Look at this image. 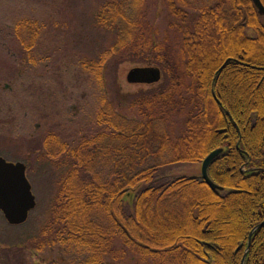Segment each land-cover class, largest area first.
<instances>
[{"label": "trees", "instance_id": "1", "mask_svg": "<svg viewBox=\"0 0 264 264\" xmlns=\"http://www.w3.org/2000/svg\"><path fill=\"white\" fill-rule=\"evenodd\" d=\"M162 1L176 24L161 41L144 21L150 0L100 4L96 24L114 42L82 67L98 73L114 54L135 56L162 79L114 107L103 98L94 131L73 143L50 136L45 146L68 169L41 246H56L67 264H104L115 252L152 264H240L249 233L262 224L244 264H264V25L250 0ZM31 24L19 20L11 32L25 50L37 39ZM175 119L182 127L168 133ZM216 149L223 153L207 173L223 191L200 176L170 174Z\"/></svg>", "mask_w": 264, "mask_h": 264}, {"label": "rangeland", "instance_id": "2", "mask_svg": "<svg viewBox=\"0 0 264 264\" xmlns=\"http://www.w3.org/2000/svg\"><path fill=\"white\" fill-rule=\"evenodd\" d=\"M196 1L200 5L201 0ZM101 2L0 0V156L7 162L28 165L26 178L36 201L22 225L7 224L0 214V264H67L56 246H41L47 242L44 229L51 225V209L68 169L62 168L55 147H42L44 140L56 135L62 143H73L94 131L91 123L103 98L114 107L117 100L130 99L160 84L126 81L132 69L156 67L140 64L135 56L114 54L98 73L82 67V63L97 62L114 42L115 35L96 24ZM145 17L156 32V41H161L167 28L176 24L162 0L147 2ZM23 19L32 22V39L37 37L36 41H27L29 50L11 34L15 22ZM259 19L264 25V14ZM245 35L255 37L250 30ZM259 94L264 99V90ZM121 113L132 116L127 109ZM169 123L174 126L166 127L167 132L178 134L182 120ZM199 168L200 164L173 165L169 171L172 176L193 177L199 176ZM235 226L238 224L225 225L223 230ZM120 246L117 242L116 251ZM104 264L152 263L139 262L130 253L115 252V258L105 257Z\"/></svg>", "mask_w": 264, "mask_h": 264}, {"label": "water", "instance_id": "3", "mask_svg": "<svg viewBox=\"0 0 264 264\" xmlns=\"http://www.w3.org/2000/svg\"><path fill=\"white\" fill-rule=\"evenodd\" d=\"M259 15L264 14V8L260 0H250ZM161 72L155 67L135 68L128 72L126 81L130 84L152 85L160 82ZM223 153V149H216L209 153L202 161L199 174L200 178L212 191H223L208 177V166L213 159ZM35 207V199L31 193L30 185L25 177V167L20 164L5 162L0 157V213L9 225H20L27 220L28 213ZM255 227L247 238V248L242 256L244 264L247 251L250 247L252 234L257 230Z\"/></svg>", "mask_w": 264, "mask_h": 264}, {"label": "flooded vegetation", "instance_id": "4", "mask_svg": "<svg viewBox=\"0 0 264 264\" xmlns=\"http://www.w3.org/2000/svg\"><path fill=\"white\" fill-rule=\"evenodd\" d=\"M50 138V136H49ZM49 138H47V142L49 141ZM46 140H44V143H43V146L42 147H45V144L47 143ZM50 145H48L47 147H49ZM50 147H53V146H50ZM52 149V148H51ZM11 163V162H10ZM12 163H18V162H12ZM24 165V164H23ZM25 166V172L26 170L28 169V165H24ZM27 168V169H26ZM27 173V172H26Z\"/></svg>", "mask_w": 264, "mask_h": 264}]
</instances>
